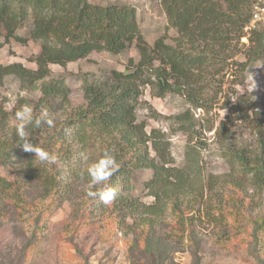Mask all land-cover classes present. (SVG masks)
Instances as JSON below:
<instances>
[{
    "label": "trees",
    "instance_id": "trees-1",
    "mask_svg": "<svg viewBox=\"0 0 264 264\" xmlns=\"http://www.w3.org/2000/svg\"><path fill=\"white\" fill-rule=\"evenodd\" d=\"M253 1L161 0L169 24L176 29L178 37L173 44L161 37L149 45L143 38L137 11L132 5H98L88 0H0V48L13 39L24 44L32 40L41 46L34 60L36 68H29L21 62L0 64V84L4 76L14 75L23 88L39 89L40 97L26 99L25 104L33 108L34 116L39 115L37 112L42 108L46 109L54 118V126L27 125L26 139L58 157L55 165H48L41 163L35 153L23 151L24 140L17 133V125L10 124V113L1 107L0 166L9 164L14 158L18 159V165L14 181L0 174V210L6 208L11 219L17 221L18 217L32 212L33 206L48 198V204L55 208L70 201L81 206L79 219L90 220V224L102 222L103 226H108L106 223L122 225L126 233L133 235L126 243L129 264H180L172 256L177 248L175 240L162 231L166 225L163 224L164 216L170 212L176 226L188 231L186 247L192 256V264H200L203 239L197 232L195 217L187 213L206 191H212L213 176H208V182L203 178L200 149L191 138L186 148L185 164L174 165L171 141L159 128L147 131L144 121H138L136 108L142 86L153 84L159 88L160 94L194 92L196 76L199 78L202 73L211 75V72L207 74L211 67L220 69L218 72L223 70L228 58L235 55L233 42H240L244 27L250 23ZM29 20L28 36L22 37L18 32ZM248 39L249 44L242 52L245 60L236 61L243 70L264 59V31L260 27L252 28ZM132 45H136L140 54L138 62L130 59L125 70L113 69L104 78L89 80L86 77L85 104L67 112L64 117L60 116V110L71 104L69 89L63 80L50 78L51 65L66 66L94 51L119 54ZM229 51L234 55L229 56ZM189 101L196 107L203 105L192 93ZM232 109L233 114L221 120L216 130L223 144L221 156L228 160L233 174L238 173L242 180L252 181L253 186L262 190L263 125L258 124L260 117H251L249 107L241 113L238 106ZM253 112L259 115L257 110ZM175 119L181 123L180 130L191 136V112L187 110ZM239 120L258 129L259 148L227 143ZM105 152L114 155L117 170L109 181L92 184L88 168ZM82 154L88 157L87 160L82 159ZM143 172L150 174L143 184L154 198L152 203L143 202L130 192L134 188L130 179ZM20 178H25L23 184ZM240 182L230 180L229 183L233 187H242ZM86 184L90 185L88 191L99 192L111 187L118 195L109 204L103 203L98 196L89 197L86 202L80 195L77 198V186L85 187ZM188 197L191 198L186 200ZM75 199L78 200L76 203ZM43 209H33L34 230L18 251L21 259L38 240L37 230L43 221ZM240 214L234 212L235 216ZM236 226L243 232L252 227L248 233L251 236L248 241L250 250L258 264H264L260 251L264 213L258 217L247 216L245 225L240 220ZM178 241L182 242L183 238L179 237Z\"/></svg>",
    "mask_w": 264,
    "mask_h": 264
},
{
    "label": "rangeland",
    "instance_id": "rangeland-1",
    "mask_svg": "<svg viewBox=\"0 0 264 264\" xmlns=\"http://www.w3.org/2000/svg\"><path fill=\"white\" fill-rule=\"evenodd\" d=\"M88 1L98 5L134 6L143 38L149 45L161 37L173 44L178 37L176 29L169 24L161 0ZM30 28L31 20L19 30V35L28 36ZM251 29L247 24L240 42L238 44L233 42L236 47L235 55L229 51V56H234L228 58L223 70L218 72L220 69L211 67L207 72V74L211 72V75L202 73L199 78L195 77L198 83H194V92L168 91L160 94L157 86L147 84L142 86L136 108L138 121H144L147 131L159 128L165 132L171 141L174 165L185 164L186 148L191 138L192 143L197 144L200 149L203 178H207L208 182V176L210 174L213 176L212 191H206L203 198L196 200L187 213L195 217L197 232L203 239L200 264H258L248 242L251 240L248 233L252 227H247V232H243L236 224L243 220L245 225L247 216L258 217L264 213V189H258L252 185V181L242 180L238 173H232L228 160L221 156L223 144L216 132L221 120L233 114V106H238L239 113L249 107L251 117L255 119L260 117L258 124L262 123L264 131V59L254 62L244 70L236 65V61L245 60L242 52L249 44ZM40 49L39 42L29 40L24 44L13 39L0 48V64L21 62L29 68H36L34 60ZM130 59L135 62L140 59L136 45L119 54L94 51L86 58L69 62L66 66L51 65L50 78L63 80L69 89L71 104L60 110V116L64 117V114L68 115L85 104L86 77L89 80L104 78L113 69L123 71ZM190 93L200 99L202 107H196L189 101ZM40 95L39 89L23 88L16 76L6 75L0 84V108L10 113V124L17 125L16 112L25 105L26 99H38ZM187 110L194 119L191 121L193 122L191 136L180 130L181 123L175 119L178 114ZM255 110L259 115L253 114ZM185 124L188 125L187 122ZM232 130V138L228 139V144L251 149L261 146L259 131L253 125L239 120ZM41 144L39 140V145ZM17 165L18 159L14 158L9 164L0 166V174L14 181L17 178ZM64 169L68 171L67 167ZM149 176L148 172H143L130 179V183L134 185L130 192L146 203L154 201L153 196L149 194L150 190L143 184L144 179ZM23 179L25 178H20L21 184L24 183ZM230 180H241L242 187H233L229 183ZM77 187V198L80 195L88 202L91 197L87 195L90 185ZM189 198L191 197L186 200ZM48 200L49 198L33 206L32 212L18 217L17 221L11 219V213L6 208L0 210V264H129L126 243L133 235L126 233L124 226L108 223H106L108 226H103L102 222L90 224V220L78 218L81 206L65 201L60 207L55 208L54 205L48 204ZM77 201L75 199L74 203ZM33 209L44 210L43 221L37 230L38 240L29 247L26 257L21 259L18 251L34 230ZM235 211L241 213L240 216H235ZM175 222L170 212H167L163 221L166 225L162 231L170 234L175 240L177 248L172 256L180 264H192V256L186 247L189 242L188 231L176 226ZM179 237L183 238L182 242L178 241ZM260 244V251L264 257V230Z\"/></svg>",
    "mask_w": 264,
    "mask_h": 264
},
{
    "label": "clouds",
    "instance_id": "clouds-1",
    "mask_svg": "<svg viewBox=\"0 0 264 264\" xmlns=\"http://www.w3.org/2000/svg\"><path fill=\"white\" fill-rule=\"evenodd\" d=\"M17 133L24 143L21 145L23 151L35 153V157H38L41 163L48 165H55L58 162V157L55 153L49 152L41 147L32 144L26 139L25 128L27 125H34L40 127L42 124H47L49 127L54 126V118L49 114L46 109H41L39 115L34 116L33 108L30 105H23L16 112ZM87 156L82 154V159L87 160ZM117 170V164L114 155L109 152H105L104 155L98 159L97 162L92 164L88 168V175L91 177L92 184H100L109 181L113 173ZM87 195L99 199L105 203H111L118 195L117 190L111 187H106L99 192L89 191Z\"/></svg>",
    "mask_w": 264,
    "mask_h": 264
},
{
    "label": "built area",
    "instance_id": "built-area-1",
    "mask_svg": "<svg viewBox=\"0 0 264 264\" xmlns=\"http://www.w3.org/2000/svg\"><path fill=\"white\" fill-rule=\"evenodd\" d=\"M250 28L260 27L264 31V0H254L251 6Z\"/></svg>",
    "mask_w": 264,
    "mask_h": 264
}]
</instances>
